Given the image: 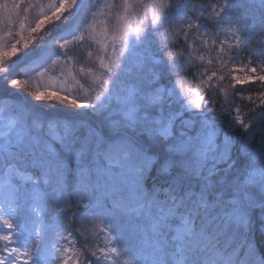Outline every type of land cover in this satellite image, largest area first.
I'll list each match as a JSON object with an SVG mask.
<instances>
[{
	"label": "snow or ice",
	"instance_id": "snow-or-ice-1",
	"mask_svg": "<svg viewBox=\"0 0 264 264\" xmlns=\"http://www.w3.org/2000/svg\"><path fill=\"white\" fill-rule=\"evenodd\" d=\"M0 264H264V0H0Z\"/></svg>",
	"mask_w": 264,
	"mask_h": 264
}]
</instances>
